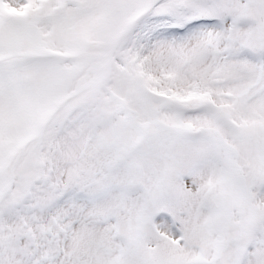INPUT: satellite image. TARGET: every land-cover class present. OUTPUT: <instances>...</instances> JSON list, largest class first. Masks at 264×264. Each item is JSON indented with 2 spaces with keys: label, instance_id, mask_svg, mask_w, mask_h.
I'll return each instance as SVG.
<instances>
[{
  "label": "snow or ice",
  "instance_id": "6c2138e0",
  "mask_svg": "<svg viewBox=\"0 0 264 264\" xmlns=\"http://www.w3.org/2000/svg\"><path fill=\"white\" fill-rule=\"evenodd\" d=\"M0 264H264V0H0Z\"/></svg>",
  "mask_w": 264,
  "mask_h": 264
}]
</instances>
